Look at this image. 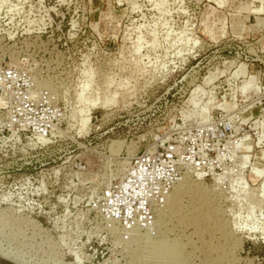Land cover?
Listing matches in <instances>:
<instances>
[{"label": "rangeland", "instance_id": "obj_1", "mask_svg": "<svg viewBox=\"0 0 264 264\" xmlns=\"http://www.w3.org/2000/svg\"><path fill=\"white\" fill-rule=\"evenodd\" d=\"M169 146L201 167L128 237L95 205ZM1 254L264 264V0H0Z\"/></svg>", "mask_w": 264, "mask_h": 264}, {"label": "built area", "instance_id": "obj_2", "mask_svg": "<svg viewBox=\"0 0 264 264\" xmlns=\"http://www.w3.org/2000/svg\"><path fill=\"white\" fill-rule=\"evenodd\" d=\"M38 110L33 126L38 133L47 136L48 129L56 120ZM234 132L232 122H224L218 128L219 136L226 142ZM210 157L212 148L205 149ZM195 162V163H194ZM190 160L187 151L180 146L164 147L162 150L148 151L132 159L124 176L112 184L95 206L113 228L121 226L128 237L134 230H151L156 224L157 209L166 207L168 197L176 184L184 177L189 167H201L199 162Z\"/></svg>", "mask_w": 264, "mask_h": 264}, {"label": "bare ground", "instance_id": "obj_3", "mask_svg": "<svg viewBox=\"0 0 264 264\" xmlns=\"http://www.w3.org/2000/svg\"><path fill=\"white\" fill-rule=\"evenodd\" d=\"M187 186V182H186V180H183L182 182H180L178 185H176L175 186V188H174V193H176V194H179V193H181V192H183V190H184V188ZM153 231V230H152ZM153 233V232H152ZM148 234V233H147ZM148 236H150V235H148ZM154 237V236H153ZM148 239V238H147ZM153 239V238H152ZM151 239V240H152ZM149 240H150V238H149ZM150 240V241H151ZM161 245V244H160ZM174 247V246H173ZM175 248H177V247H175ZM165 250V249H164ZM172 250V249H171ZM175 250H177L178 251V249H175ZM163 251V250H162ZM161 251V252H162ZM168 251H170V249L168 250H165V254H167L168 253ZM180 251V250H179ZM155 252V251H154ZM157 252V251H156ZM167 252V253H166ZM163 253V252H162ZM177 253V252H176ZM171 254V253H170ZM180 254V253H179ZM2 255V254H1ZM7 260H8V262H11V263H13V264H23L22 262H20V261H18L15 257H10V256H6V255H3ZM166 257V256H165ZM168 257H169V253H168ZM171 257V256H170ZM178 257H180L179 255H178ZM177 257V258H178ZM172 258V257H171ZM164 259H167V257L166 258H164ZM170 258H168V260H169ZM179 259V258H178ZM20 260V259H19ZM171 260H174V259H171ZM168 262V261H167ZM169 262H171V261H169ZM166 263V262H165ZM176 263V262H175ZM173 264H174V262H173Z\"/></svg>", "mask_w": 264, "mask_h": 264}, {"label": "water", "instance_id": "obj_4", "mask_svg": "<svg viewBox=\"0 0 264 264\" xmlns=\"http://www.w3.org/2000/svg\"><path fill=\"white\" fill-rule=\"evenodd\" d=\"M0 264H13V263L8 262V260L3 255H0Z\"/></svg>", "mask_w": 264, "mask_h": 264}]
</instances>
